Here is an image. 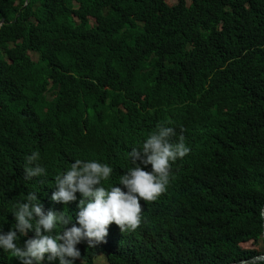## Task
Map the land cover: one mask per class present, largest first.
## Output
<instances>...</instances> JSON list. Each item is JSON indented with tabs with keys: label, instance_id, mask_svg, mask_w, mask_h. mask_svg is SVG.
Here are the masks:
<instances>
[{
	"label": "trees",
	"instance_id": "obj_1",
	"mask_svg": "<svg viewBox=\"0 0 264 264\" xmlns=\"http://www.w3.org/2000/svg\"><path fill=\"white\" fill-rule=\"evenodd\" d=\"M90 2L0 0V23L7 20L0 27V229L9 230L14 205L27 192L49 194L48 179L74 158L109 164L108 182L117 184L131 166L130 150L164 125L182 134L190 151L172 164L166 191L148 201L138 227L125 230L136 232L108 245L126 264H232L262 255L264 0H178L171 6L139 0L137 24L133 19L119 29H100L108 40L100 53L114 63L98 67L110 77L105 84L113 92L128 87L136 99L146 95L148 107L142 127L114 143L106 140L104 122L92 123L91 90L70 83L59 72L65 57L34 36L49 11L61 8L71 27L73 6L84 10ZM71 123L92 124L77 133ZM32 151L45 175L25 180ZM110 225L111 235L121 232ZM107 243L101 249L77 245L83 264H96ZM0 264L19 262L0 251Z\"/></svg>",
	"mask_w": 264,
	"mask_h": 264
},
{
	"label": "clouds",
	"instance_id": "obj_2",
	"mask_svg": "<svg viewBox=\"0 0 264 264\" xmlns=\"http://www.w3.org/2000/svg\"><path fill=\"white\" fill-rule=\"evenodd\" d=\"M170 1L167 0L169 6L177 3ZM80 8L78 3L73 6L71 27L65 24L61 8L49 11L35 27L34 36L47 48L65 57L66 66L59 67V72L72 79L70 83L91 90L96 104L92 123L104 122L107 142H122L128 134L142 127V119L148 113L147 99L146 95L134 98L128 87L113 92L105 84L110 77L106 76L107 70L100 71L98 67H110L114 63L100 53L108 42L100 29H119L127 20L132 23L133 19L137 24L140 2L91 0L86 9ZM32 23L36 25V19ZM3 24H7L4 18L0 27ZM71 28H74L73 37ZM29 55L33 62L38 60L36 53L30 51ZM59 63L61 60L58 59V66ZM92 123H71L69 128L71 126L72 131L81 133ZM171 123L165 121V124ZM189 151L184 136H178L174 127L157 125L139 148L130 150L131 166L119 175L115 185L108 182L113 173L109 164L95 159H72L48 179L53 184L48 189L51 190L49 194L46 192L43 196L29 191L21 202L14 205V223L6 232L0 229V251L19 264H53L56 260L58 264H75L77 260L83 264L77 245L83 241L89 248L101 249L103 247L99 244L108 239L107 247L95 257V263L126 264L122 252L109 246V241L136 232L125 230L138 227L148 201L156 200L166 191L172 164ZM38 158L37 151L25 157V180L45 175V168L36 163ZM260 215L264 219V206ZM113 223L119 227L120 233L111 235L110 224ZM149 230L150 225L140 230L139 242L146 240ZM21 237L23 244L18 245Z\"/></svg>",
	"mask_w": 264,
	"mask_h": 264
},
{
	"label": "water",
	"instance_id": "obj_3",
	"mask_svg": "<svg viewBox=\"0 0 264 264\" xmlns=\"http://www.w3.org/2000/svg\"><path fill=\"white\" fill-rule=\"evenodd\" d=\"M262 221H263V237H264V219H262ZM261 262H264V253L258 257L253 258V259L243 260V261L233 263V264H259Z\"/></svg>",
	"mask_w": 264,
	"mask_h": 264
},
{
	"label": "rangeland",
	"instance_id": "obj_4",
	"mask_svg": "<svg viewBox=\"0 0 264 264\" xmlns=\"http://www.w3.org/2000/svg\"><path fill=\"white\" fill-rule=\"evenodd\" d=\"M176 2H177V0H171V1H170V3H176ZM31 56H32V58H33L34 60L37 59L36 55H34L33 53L31 54ZM250 246H251V244L246 245L245 248H249Z\"/></svg>",
	"mask_w": 264,
	"mask_h": 264
}]
</instances>
